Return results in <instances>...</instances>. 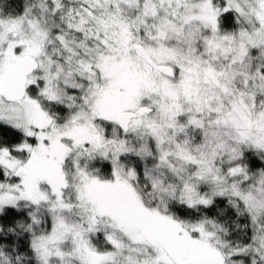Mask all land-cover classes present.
I'll return each mask as SVG.
<instances>
[{
    "label": "snow or ice",
    "instance_id": "6c2138e0",
    "mask_svg": "<svg viewBox=\"0 0 264 264\" xmlns=\"http://www.w3.org/2000/svg\"><path fill=\"white\" fill-rule=\"evenodd\" d=\"M0 264H264V0H0Z\"/></svg>",
    "mask_w": 264,
    "mask_h": 264
}]
</instances>
